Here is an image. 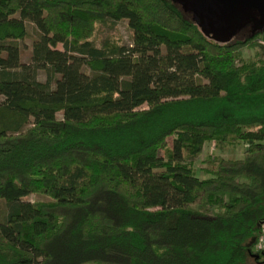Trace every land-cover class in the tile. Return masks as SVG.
I'll list each match as a JSON object with an SVG mask.
<instances>
[{"label": "trees", "instance_id": "obj_1", "mask_svg": "<svg viewBox=\"0 0 264 264\" xmlns=\"http://www.w3.org/2000/svg\"><path fill=\"white\" fill-rule=\"evenodd\" d=\"M120 20L130 45L93 44ZM206 142L245 149L199 178ZM0 215V264H264V29L219 43L171 0H0Z\"/></svg>", "mask_w": 264, "mask_h": 264}, {"label": "rangeland", "instance_id": "obj_2", "mask_svg": "<svg viewBox=\"0 0 264 264\" xmlns=\"http://www.w3.org/2000/svg\"><path fill=\"white\" fill-rule=\"evenodd\" d=\"M188 16L191 17L189 13ZM27 35L25 38L19 40V46L21 50V60L23 62L29 61V54L31 49V44L34 39L38 37V32L35 27L27 22ZM257 32L256 30L251 31L249 28L240 29L231 39L233 41L235 39L247 37L248 35ZM132 32L128 28L126 20H120L116 22L113 26L110 23L107 24H98L96 26L95 32L91 41L97 47H101L104 44H119V45H130L131 43ZM259 44H262L261 40ZM59 49H62V45L59 44L57 46ZM262 58V48L260 45L256 46L254 49L252 48H244L242 50L241 58L243 61L255 60L257 58ZM85 72L89 73L88 69L84 67ZM37 79L40 81H44L46 79L45 73L42 70H39L37 73ZM60 113L58 117H60ZM170 141V140H169ZM245 149L244 144L233 145V146H223L218 147L213 142H206L203 146L202 154L196 159L193 163V170L197 177L204 178L205 174L202 172V167L204 164V159L207 156L211 157H223L227 159H237L242 156V153ZM27 199L31 202L35 201H43L46 200V197L42 195L32 194L27 197ZM1 217V215H0Z\"/></svg>", "mask_w": 264, "mask_h": 264}, {"label": "water", "instance_id": "obj_3", "mask_svg": "<svg viewBox=\"0 0 264 264\" xmlns=\"http://www.w3.org/2000/svg\"><path fill=\"white\" fill-rule=\"evenodd\" d=\"M189 13L202 31L219 43L229 42L256 10L264 20V0H171ZM259 257L258 254H255Z\"/></svg>", "mask_w": 264, "mask_h": 264}, {"label": "flooded vegetation", "instance_id": "obj_4", "mask_svg": "<svg viewBox=\"0 0 264 264\" xmlns=\"http://www.w3.org/2000/svg\"><path fill=\"white\" fill-rule=\"evenodd\" d=\"M249 28L251 31H260L264 29V20L262 16L256 11L253 10L252 18L247 21L240 29Z\"/></svg>", "mask_w": 264, "mask_h": 264}, {"label": "built area", "instance_id": "obj_5", "mask_svg": "<svg viewBox=\"0 0 264 264\" xmlns=\"http://www.w3.org/2000/svg\"><path fill=\"white\" fill-rule=\"evenodd\" d=\"M252 253L263 254L264 253V222L260 226L259 236L252 246Z\"/></svg>", "mask_w": 264, "mask_h": 264}]
</instances>
